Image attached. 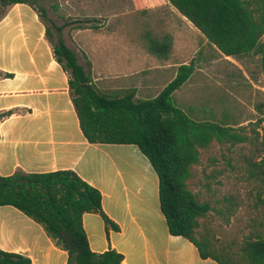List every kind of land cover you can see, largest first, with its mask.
Instances as JSON below:
<instances>
[{
  "label": "trees",
  "instance_id": "1",
  "mask_svg": "<svg viewBox=\"0 0 264 264\" xmlns=\"http://www.w3.org/2000/svg\"><path fill=\"white\" fill-rule=\"evenodd\" d=\"M34 1L0 0V20L15 3L29 4L43 20ZM168 2L223 55H259L264 73V0ZM50 42L55 59L68 74L71 100L84 137L91 143L138 146L157 174L160 210L170 234L188 239L201 258L218 264H264V156L254 160L253 149V162L247 163L249 175L256 181L257 211L241 238H220L211 227V212L230 222L235 211L231 201L221 205L215 199L212 203L189 187L193 167L200 162L199 148H207L213 141L235 145L248 139L230 125L194 120L173 103L174 91L195 69L193 60L180 64L156 96L139 99L132 89L99 88L88 61L86 67L81 65L62 38ZM9 113L0 112V120ZM262 145L263 150L264 141ZM0 205H12L39 223L55 246L67 252L65 264H120L123 259L114 249H90L82 225L84 213L99 214L107 228L118 230V226L104 213L100 191L71 169L17 170L0 176ZM0 264H31V260L22 253L0 249Z\"/></svg>",
  "mask_w": 264,
  "mask_h": 264
},
{
  "label": "crops",
  "instance_id": "2",
  "mask_svg": "<svg viewBox=\"0 0 264 264\" xmlns=\"http://www.w3.org/2000/svg\"><path fill=\"white\" fill-rule=\"evenodd\" d=\"M173 11L177 19L188 21L175 8ZM175 32L168 35L172 42L156 46L168 48L159 55L160 60L148 67L157 69L155 74H144L136 83L124 80L111 88L132 89L137 98L156 96L162 89L157 86V75L168 74L164 87L175 76L177 67L188 63L172 61ZM133 50L144 62L152 57L144 46ZM84 53L92 80L99 88L105 79L118 75L128 79L142 71L105 74ZM3 111L10 113L0 120V176L17 170L71 169L100 191L102 209L118 230L107 228L99 214L84 213L82 225L92 251L114 249L123 255L120 264H218L201 258L188 239L170 234L160 210L157 174L137 145L91 143L84 137L71 100L68 74L54 57L43 21L27 3L9 6L0 20V112ZM0 249L22 253L31 264H65L68 258L39 223L12 205H0Z\"/></svg>",
  "mask_w": 264,
  "mask_h": 264
},
{
  "label": "rangeland",
  "instance_id": "3",
  "mask_svg": "<svg viewBox=\"0 0 264 264\" xmlns=\"http://www.w3.org/2000/svg\"><path fill=\"white\" fill-rule=\"evenodd\" d=\"M34 3L43 14L41 20L48 30L47 37L52 42L62 38L84 67L88 58L85 51L96 69L105 74L142 70L128 79H122L121 75L105 79L99 83L102 88L115 87L124 80L136 83L144 74H155L157 69L148 67L160 60L159 55L168 48L156 46L172 42L168 35L176 31L172 61L193 60L196 68L189 81L174 92L173 103L194 120L228 124L248 137L235 145L213 141L207 148H199L200 162L193 167L194 176L188 181L191 190L199 191L201 197L212 203L215 199L221 205L226 200L232 202L235 211L230 222L225 223L211 212V227L220 238H241L248 230L247 222L257 211L256 181L249 175L247 163L253 162V149H256L254 160L264 156V73L259 55L223 57L191 22L177 19L166 0H35ZM93 25L97 28H92ZM137 46H144L151 54L147 62L135 56L133 48ZM157 76L160 90L168 74Z\"/></svg>",
  "mask_w": 264,
  "mask_h": 264
}]
</instances>
